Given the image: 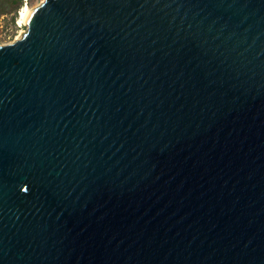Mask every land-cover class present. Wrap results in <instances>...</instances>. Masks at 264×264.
I'll use <instances>...</instances> for the list:
<instances>
[{
    "label": "water",
    "instance_id": "obj_1",
    "mask_svg": "<svg viewBox=\"0 0 264 264\" xmlns=\"http://www.w3.org/2000/svg\"><path fill=\"white\" fill-rule=\"evenodd\" d=\"M0 45V264H264V0H43Z\"/></svg>",
    "mask_w": 264,
    "mask_h": 264
},
{
    "label": "rangeland",
    "instance_id": "obj_2",
    "mask_svg": "<svg viewBox=\"0 0 264 264\" xmlns=\"http://www.w3.org/2000/svg\"><path fill=\"white\" fill-rule=\"evenodd\" d=\"M42 2L43 0H23V3L19 4L16 0H0V45L15 41L27 30V25L19 20L21 8L28 5L32 9ZM5 8H8L9 12L1 14Z\"/></svg>",
    "mask_w": 264,
    "mask_h": 264
},
{
    "label": "bare ground",
    "instance_id": "obj_3",
    "mask_svg": "<svg viewBox=\"0 0 264 264\" xmlns=\"http://www.w3.org/2000/svg\"><path fill=\"white\" fill-rule=\"evenodd\" d=\"M31 10V8L28 6V5H25V6H23L22 8H21V10H20V22L21 23H23L24 24V19H25V17H26V15L28 14V12ZM26 25L28 24V22L27 23H25Z\"/></svg>",
    "mask_w": 264,
    "mask_h": 264
},
{
    "label": "trees",
    "instance_id": "obj_4",
    "mask_svg": "<svg viewBox=\"0 0 264 264\" xmlns=\"http://www.w3.org/2000/svg\"><path fill=\"white\" fill-rule=\"evenodd\" d=\"M16 1H18L19 4H22L23 3V0H16ZM8 12H9V9L8 8H5V9L2 10L1 14H6Z\"/></svg>",
    "mask_w": 264,
    "mask_h": 264
}]
</instances>
